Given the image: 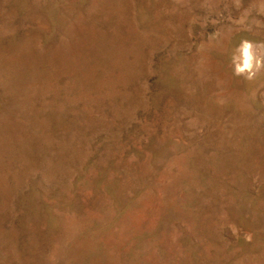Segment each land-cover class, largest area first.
Masks as SVG:
<instances>
[{"label":"rangeland","instance_id":"obj_1","mask_svg":"<svg viewBox=\"0 0 264 264\" xmlns=\"http://www.w3.org/2000/svg\"><path fill=\"white\" fill-rule=\"evenodd\" d=\"M0 264H264V0H0Z\"/></svg>","mask_w":264,"mask_h":264},{"label":"clouds","instance_id":"obj_2","mask_svg":"<svg viewBox=\"0 0 264 264\" xmlns=\"http://www.w3.org/2000/svg\"><path fill=\"white\" fill-rule=\"evenodd\" d=\"M245 55L247 57V50H245ZM248 67H249V63H248V59L246 58L244 62V68H248ZM240 70H243V69H240Z\"/></svg>","mask_w":264,"mask_h":264},{"label":"bare ground","instance_id":"obj_3","mask_svg":"<svg viewBox=\"0 0 264 264\" xmlns=\"http://www.w3.org/2000/svg\"><path fill=\"white\" fill-rule=\"evenodd\" d=\"M247 50V57H246V55H245V59L247 58L248 59V61H249V57H250V51H249V49L247 48L246 49ZM250 65V64H249Z\"/></svg>","mask_w":264,"mask_h":264}]
</instances>
